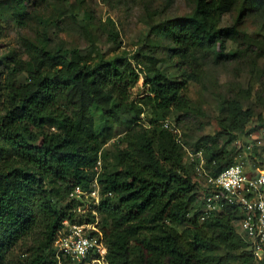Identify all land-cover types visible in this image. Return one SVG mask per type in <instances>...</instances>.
<instances>
[{"label":"trees","instance_id":"16d2710c","mask_svg":"<svg viewBox=\"0 0 264 264\" xmlns=\"http://www.w3.org/2000/svg\"><path fill=\"white\" fill-rule=\"evenodd\" d=\"M13 2L21 14L29 0ZM234 2L198 0L193 15L169 20L177 76L146 55L96 61L93 55L45 45L34 47L30 61H17L16 71L0 74V264H59L55 240L65 221L95 219L91 212H79L69 193L76 185L88 187L97 174L108 264H264L240 231L239 206L225 204L201 218L211 188L207 176L195 179L190 173L172 129L136 132L130 125L117 166L96 168L111 129L122 125L126 114H135L137 124L147 109L158 117L172 111L180 112V119L187 116L192 108L188 84L203 76L190 55L199 47L217 46L225 32L218 20ZM244 2L242 14L258 13L264 31V0ZM24 70L28 79L19 82L17 71ZM142 72L147 94L135 98ZM94 106L100 109L99 121ZM229 106L221 129L196 142L208 175L235 163L241 148L229 145L249 135L253 111L237 100ZM253 151L252 164L264 165L257 145ZM63 264L77 263L63 258Z\"/></svg>","mask_w":264,"mask_h":264},{"label":"rangeland","instance_id":"374dc122","mask_svg":"<svg viewBox=\"0 0 264 264\" xmlns=\"http://www.w3.org/2000/svg\"><path fill=\"white\" fill-rule=\"evenodd\" d=\"M197 1L29 0L19 14L13 0H0V74L9 75L17 61H30L34 47L45 45L52 50L93 55L96 61L146 55L156 60L164 72L177 76L179 70L171 56L174 43L167 24L170 19L193 15ZM244 6V0H235L229 10L222 12L218 26L225 32L217 46H202L190 55L192 63L203 69V76L201 81L191 80L188 84L186 93L192 108L187 116L180 119V112L172 111L158 117L147 109L137 124L132 120L135 114H126L124 123L113 126L102 146L100 167L117 166L116 154L126 147L123 136L132 125L141 132L146 127L168 124L184 147L190 173L195 179H206L204 152L196 149V142L202 135L221 129L233 100L250 108L253 117L247 125L249 135H240L229 147L239 145V158L246 164H252L256 145L259 161L264 157L263 17L255 12L242 14ZM17 73L19 82L28 79L27 71ZM143 74L133 89L135 98L147 94ZM93 112L99 121L100 109L94 106Z\"/></svg>","mask_w":264,"mask_h":264},{"label":"built area","instance_id":"2783aa9c","mask_svg":"<svg viewBox=\"0 0 264 264\" xmlns=\"http://www.w3.org/2000/svg\"><path fill=\"white\" fill-rule=\"evenodd\" d=\"M168 127V124H166ZM249 148L251 146L249 145ZM202 151V150H201ZM241 156V154H239ZM101 159L96 166L101 169ZM211 188L205 195L201 218L220 211L225 204L239 206L242 211L241 232L250 241L257 259L264 258V165L251 164L240 158L218 175L207 174ZM70 198L79 203V212H91L94 220L82 223L65 221L55 240V253L59 264L67 258L77 264H108V247L100 228L98 206L102 198V187L98 174L88 187L74 186Z\"/></svg>","mask_w":264,"mask_h":264}]
</instances>
